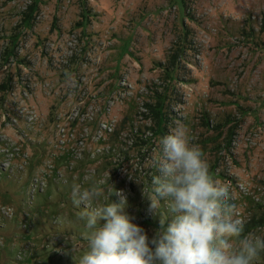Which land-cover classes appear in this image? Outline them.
Instances as JSON below:
<instances>
[{
  "label": "rangeland",
  "instance_id": "obj_1",
  "mask_svg": "<svg viewBox=\"0 0 264 264\" xmlns=\"http://www.w3.org/2000/svg\"><path fill=\"white\" fill-rule=\"evenodd\" d=\"M177 124L264 235V0H0V264H78L73 183L123 190L151 240Z\"/></svg>",
  "mask_w": 264,
  "mask_h": 264
},
{
  "label": "clouds",
  "instance_id": "obj_2",
  "mask_svg": "<svg viewBox=\"0 0 264 264\" xmlns=\"http://www.w3.org/2000/svg\"><path fill=\"white\" fill-rule=\"evenodd\" d=\"M65 78L73 82L71 73ZM160 145L155 161L160 175L153 176L148 197L160 231L151 240L125 212L123 190L111 185L109 199L116 196L118 202L93 207L92 201L105 192V182L89 187L72 184L73 206H85L79 218L84 221L87 248L78 264H264V235L245 233L226 186L213 179L203 151L191 142L187 129L177 124ZM161 202L167 210L163 217L157 214Z\"/></svg>",
  "mask_w": 264,
  "mask_h": 264
}]
</instances>
